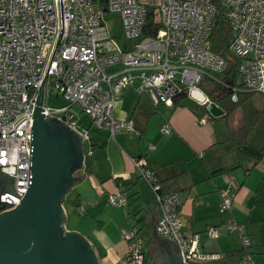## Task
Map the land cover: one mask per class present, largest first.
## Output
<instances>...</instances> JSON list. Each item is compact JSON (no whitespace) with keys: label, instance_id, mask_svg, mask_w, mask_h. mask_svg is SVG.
Instances as JSON below:
<instances>
[{"label":"built area","instance_id":"1","mask_svg":"<svg viewBox=\"0 0 264 264\" xmlns=\"http://www.w3.org/2000/svg\"><path fill=\"white\" fill-rule=\"evenodd\" d=\"M62 2L64 30L57 45L61 31L59 0H0V172L11 177L14 185L13 191L0 188L4 210L16 207L29 187L32 117L53 54L45 79V99L50 82L69 103L53 107L44 101L42 112L45 117L61 118L82 134L83 142L89 144L86 158L93 152L92 129L106 130L113 136L136 130L133 119L116 115L124 92L132 87L139 94H148L156 106L172 105L180 95L207 106L213 102L219 105L209 97L204 83L231 89L233 103L239 101L240 92L264 94V0H222L234 33L230 47L240 58L239 84L232 87L222 76L227 61L211 42L218 12L213 0ZM149 5L155 6L156 31L146 26ZM111 13L121 14L125 47L118 45L104 21ZM116 64L121 68L109 73L108 67ZM194 92L199 96L193 97ZM74 105L80 107L81 114L72 111ZM82 114L90 117L89 125L81 124ZM209 114L210 110L199 123L206 124ZM161 131L172 134L169 121ZM150 147L155 146L151 143ZM134 163L155 192L160 210L157 232L177 246L182 262L207 264L225 258V253L200 249L195 236L184 230L180 193L163 192L156 170L145 157L134 158ZM235 197L236 191L223 193L221 213H230ZM109 202L126 206L128 198L117 192L110 195ZM84 209L81 206V211ZM224 224L225 233L238 232L242 238L244 252L237 264H259L250 250L245 226L229 215ZM208 234L219 237L222 232L211 226ZM125 237L131 242L129 264H146L136 229L127 231Z\"/></svg>","mask_w":264,"mask_h":264},{"label":"crops","instance_id":"2","mask_svg":"<svg viewBox=\"0 0 264 264\" xmlns=\"http://www.w3.org/2000/svg\"><path fill=\"white\" fill-rule=\"evenodd\" d=\"M111 67L116 69L109 72ZM120 68L121 65L116 64L107 71L112 73ZM192 100L186 96L181 104L156 106L148 94H139L132 87L124 92L116 115L133 119L136 130L115 136L106 130H91L93 152L87 156L91 169L87 170L85 163L80 174L85 172L86 176L72 189L77 190L75 206L79 213H89L98 222L90 232L87 222L83 221L85 218L77 217L72 209L68 210L66 223L69 225L65 224V228L86 235L96 249L100 264H129L131 242L125 233L133 227L145 249L146 264H166L167 253L157 236L179 255L177 246L157 232L160 210L155 192L134 163V158L141 156L156 170L164 190L180 193L181 211L186 220L184 230L194 235L206 252L226 254L225 258L207 264L238 262L237 256L229 257L228 254L241 250L242 238L238 232L225 233L224 222L228 215L245 226L251 252L259 264H264V156L241 162L238 140L233 136L245 123V108L237 106L230 114H226V110L218 116L209 114L208 122L201 124L199 121L208 115L209 107L202 103L197 105ZM238 109L241 116L231 121ZM256 109L261 111V116L243 142L248 153H263L264 150V135H256L264 112ZM168 121L173 132L165 135L161 128ZM151 143L154 148L150 147ZM223 168L229 170L217 172ZM227 191H236V197L230 213L223 214L220 203ZM117 192L128 198L126 206L109 205L110 195ZM81 206L85 207L84 211ZM108 225L113 226L112 233L107 232ZM211 226H217L222 235L209 236ZM146 239L148 248L145 247ZM200 239H217L218 242L213 250H208Z\"/></svg>","mask_w":264,"mask_h":264},{"label":"water","instance_id":"3","mask_svg":"<svg viewBox=\"0 0 264 264\" xmlns=\"http://www.w3.org/2000/svg\"><path fill=\"white\" fill-rule=\"evenodd\" d=\"M62 1L59 0L61 31L57 45L64 30ZM47 73L32 117L29 187L16 207L0 212V264H100L90 240L79 231L65 228L64 200L85 178L86 173L80 171L86 156L82 134L61 118L50 114L45 117L42 112ZM192 96L198 97L199 93ZM208 107L215 116L225 113L214 102ZM0 188L14 189L13 179L2 172ZM157 239L167 253L166 264H185L182 253L177 255L169 243L158 236Z\"/></svg>","mask_w":264,"mask_h":264},{"label":"trees","instance_id":"4","mask_svg":"<svg viewBox=\"0 0 264 264\" xmlns=\"http://www.w3.org/2000/svg\"><path fill=\"white\" fill-rule=\"evenodd\" d=\"M217 7V15L215 18L212 34H211V42L213 45V48L215 51L219 52L227 61V68L222 75L224 79L229 83V86H236L239 84V72H238V66L240 63V58L235 55L230 47L231 39H232V27L227 20V18L224 15V7L222 0H213ZM150 12L147 18V24L146 26L151 29L155 30L158 29L159 25L155 21V6L149 5ZM204 88L206 89L207 94L209 97L217 102L224 110H226V114H230L233 109H235L237 106H243L245 108V123L243 126L233 134L234 137L238 140V150L241 155V162L244 161L247 158H261L264 156V150L263 153H254V152H247L245 145H244V139L246 135H248L253 128L255 127L257 121L259 120L261 116V111L256 109L253 103V95L254 92H240L239 93V101L237 103H233L230 100V95L232 93L231 89L224 87L223 85H205ZM186 95H180L176 97L175 99V105L181 104L182 99H184ZM86 168L87 170L91 169V162L88 160V158L85 160ZM229 169H221L217 172H223ZM216 172V173H217ZM163 187V185H162ZM163 192L168 193L166 190L163 189ZM5 209V206L0 202V212H2ZM134 229V227H133ZM244 252L243 247L241 250L235 251L233 253H229V257H235L238 258L242 255Z\"/></svg>","mask_w":264,"mask_h":264},{"label":"rangeland","instance_id":"5","mask_svg":"<svg viewBox=\"0 0 264 264\" xmlns=\"http://www.w3.org/2000/svg\"><path fill=\"white\" fill-rule=\"evenodd\" d=\"M153 1H156V0H153ZM121 19H122V17H121V14H119V13L106 14L104 17V21H105L111 35L116 38V42L118 43L119 46L125 47L127 41H126L124 34L121 31V26H122ZM233 37H234V33H232V38ZM115 69H116V67H111L108 69V71L109 72L114 71ZM206 84L209 85V83H206ZM253 101H254L256 107L260 108L264 112V94L261 92H254ZM45 102L47 103V105L53 106V107H61V106H65L69 103L68 100H66V98L62 94H58L57 90H55V89L53 90L50 82L47 85ZM192 102L197 104V105L201 104V103H197L193 100H192ZM71 109H72V111H75L76 114H78V115L82 113L81 109L78 105H74ZM60 116L62 117L63 113H61ZM240 116H241V110L238 109L234 112L233 116L231 117V121L237 120L238 117H240ZM80 122L83 125H86V124H84V122L89 124L90 123V117L86 114H82L80 117ZM258 127L259 128L257 130L256 135H258V136L264 135V120L260 123V125ZM84 149H85V152L89 151V144H87V141H85V143H84ZM83 185L86 186L87 184L84 183ZM79 187H81V186H78V188ZM76 191H77L76 189H72L70 191V193L67 195L66 199L64 200V206H65L66 211H67V217H68V210L73 209L72 213H75V215L77 217H79L80 219L85 218L83 221L87 222V223H85L87 230L92 231V228L95 226V224L98 222V220L97 219L94 220L92 218V215L89 213H87V214H80L79 213V210L75 206ZM108 203H109V205H111L113 207H119V206H114L109 201H108ZM82 204H86V203H82ZM121 207H123V206H121ZM66 224L69 225V223H66ZM112 229H113L112 225H108L106 227V230L108 233H112ZM127 231H129V230H127ZM226 231H227V229H226ZM140 237L143 240V237L142 236H140ZM200 242H201V244H204V246L207 247L208 250H213L214 245L218 242V240L217 239H200ZM145 245H146L145 247L148 248L147 247L148 246L147 245V239H146ZM199 248L203 249L200 246H199Z\"/></svg>","mask_w":264,"mask_h":264}]
</instances>
